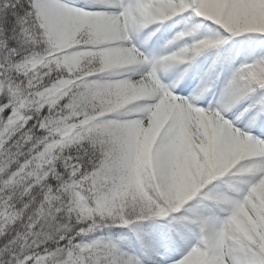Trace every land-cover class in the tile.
<instances>
[{
	"label": "snow or ice",
	"instance_id": "obj_1",
	"mask_svg": "<svg viewBox=\"0 0 264 264\" xmlns=\"http://www.w3.org/2000/svg\"><path fill=\"white\" fill-rule=\"evenodd\" d=\"M0 264H264V0H0Z\"/></svg>",
	"mask_w": 264,
	"mask_h": 264
},
{
	"label": "rangeland",
	"instance_id": "obj_2",
	"mask_svg": "<svg viewBox=\"0 0 264 264\" xmlns=\"http://www.w3.org/2000/svg\"><path fill=\"white\" fill-rule=\"evenodd\" d=\"M130 68H135V67H139V66H129Z\"/></svg>",
	"mask_w": 264,
	"mask_h": 264
}]
</instances>
